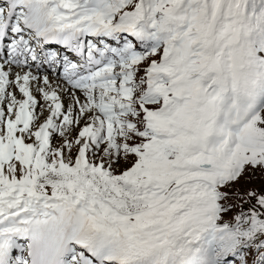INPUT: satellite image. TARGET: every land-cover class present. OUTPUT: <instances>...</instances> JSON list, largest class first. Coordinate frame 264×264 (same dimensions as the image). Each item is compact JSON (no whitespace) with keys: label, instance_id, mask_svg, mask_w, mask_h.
I'll return each instance as SVG.
<instances>
[{"label":"snow or ice","instance_id":"snow-or-ice-1","mask_svg":"<svg viewBox=\"0 0 264 264\" xmlns=\"http://www.w3.org/2000/svg\"><path fill=\"white\" fill-rule=\"evenodd\" d=\"M264 0H0V264H264Z\"/></svg>","mask_w":264,"mask_h":264},{"label":"rangeland","instance_id":"rangeland-1","mask_svg":"<svg viewBox=\"0 0 264 264\" xmlns=\"http://www.w3.org/2000/svg\"><path fill=\"white\" fill-rule=\"evenodd\" d=\"M241 190H246L248 188H255L257 190H261L262 188H264V184H262V182L259 180V178L253 180L250 183H244L243 181L241 182L240 185Z\"/></svg>","mask_w":264,"mask_h":264}]
</instances>
